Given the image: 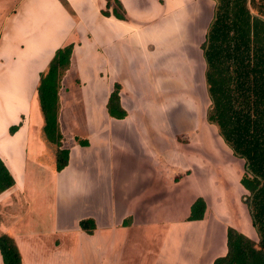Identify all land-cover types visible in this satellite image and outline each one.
Wrapping results in <instances>:
<instances>
[{
    "label": "crops",
    "instance_id": "1",
    "mask_svg": "<svg viewBox=\"0 0 264 264\" xmlns=\"http://www.w3.org/2000/svg\"><path fill=\"white\" fill-rule=\"evenodd\" d=\"M119 1L124 19L103 16L100 10L105 9V0H19L2 23L0 90H7L2 94L9 101L0 100V114L12 122H7L6 128L0 130V160L12 175L14 184L0 193V235L9 234L13 238L21 264H212L215 257L225 253V231L230 222L225 225L223 216L212 210L223 206L222 195L231 193L229 188L222 193L219 191L221 200H213L211 191L195 187L193 168H187L176 182L169 149L166 151L168 160L167 155H161L162 159L156 153H145L141 149L142 143H153L156 139L157 124L151 117L157 113L159 99L166 105L178 94L185 96L190 91L195 97L200 87V96H207L205 61L202 62V51L195 45L199 35H202L201 41L196 43L199 48L204 40L206 20L201 25L193 20L208 12L207 1ZM210 1L213 2L212 18L214 1ZM181 16L187 21L182 19L180 25L172 26L173 19L178 21ZM169 23L172 25L165 28ZM188 26L191 27L189 32ZM174 27L178 28L176 32ZM169 29L171 32L166 35ZM190 32L193 40L185 41L186 47L198 53L189 57L187 66L177 67L175 60H169L168 56L182 55L186 48L180 45L174 50L171 45L170 52L169 40L176 34L181 42L186 34L189 38ZM70 43L73 47L69 66L58 90L61 147L67 148L69 153L67 165L56 171L54 167L49 169L38 164L35 156L27 154L28 134L34 126L32 108L37 99L39 74L46 70L55 50ZM15 60L30 82L25 83L15 76ZM191 60H196L195 69L199 68V73L191 74L190 67L195 64ZM179 68H185V74L179 73ZM194 74L199 75L195 77L197 86L191 88L195 90L192 92L188 87ZM176 82H186V91L175 89ZM13 83L16 86L9 90ZM115 83L120 85L119 101L127 113L123 119L109 116L106 109ZM25 84L27 100L18 102L15 100L19 97L17 89ZM151 90L154 98L145 103L143 100L148 95L144 91L150 93ZM137 109L139 113L151 112L147 123L150 128L146 132L134 115ZM171 112L170 108L166 110V119L169 114L172 118ZM3 124L6 122L3 121L0 128ZM12 125L18 128L10 134ZM42 125L43 118L41 129ZM166 125L165 129L173 132L172 122L166 121ZM82 141L87 144L83 145ZM158 159L165 161V169L158 165ZM81 171H89L91 186L98 187L107 206L99 205L87 212L83 205H76L77 214L72 219H63L58 208L53 209V213L57 212L56 222L53 217L50 225L45 224L40 218V207L47 201L51 203L63 186L68 187L61 195L63 202L72 199L70 193L91 192L92 195L91 186H87L85 180L80 182L81 189L76 182ZM46 174L50 181L45 179ZM239 178L235 175L237 186ZM38 182L52 185V198L47 187ZM188 186L196 189L195 194L183 202L184 207L178 206L177 213L175 196ZM237 190L247 193L242 186ZM199 196L206 205L203 218L186 220L192 202ZM239 204L236 208L241 212L242 205L246 206ZM13 206L18 211L9 214L11 219L5 222L2 213ZM245 212V221H248L247 207ZM86 218L94 222L91 233L79 227V221ZM208 220L219 222V238L213 241L210 250L204 237ZM242 221L239 219L236 223L245 224ZM237 230L246 233L242 228ZM0 264H3L1 255Z\"/></svg>",
    "mask_w": 264,
    "mask_h": 264
},
{
    "label": "trees",
    "instance_id": "2",
    "mask_svg": "<svg viewBox=\"0 0 264 264\" xmlns=\"http://www.w3.org/2000/svg\"><path fill=\"white\" fill-rule=\"evenodd\" d=\"M213 1V15L200 44L209 100L205 120L216 127L232 155L242 160L239 184L247 192L243 203L257 241L227 226L225 253L215 257L212 264H264V0ZM105 2V9L100 10L103 16L125 18L119 0ZM72 47L70 43L55 50L46 70L39 74L36 88L43 137L54 147L56 171L68 162L69 151L61 147L58 90L60 71L69 66ZM119 90L120 85L115 83L106 109L109 116L123 119L127 113L120 105ZM17 128L18 125L10 126L9 133ZM13 184L12 175L0 160V193ZM205 209L204 199L197 197L186 220H201ZM79 227L91 233L94 222L91 218L81 219ZM0 255L3 264H21L9 234L0 235Z\"/></svg>",
    "mask_w": 264,
    "mask_h": 264
},
{
    "label": "rangeland",
    "instance_id": "3",
    "mask_svg": "<svg viewBox=\"0 0 264 264\" xmlns=\"http://www.w3.org/2000/svg\"><path fill=\"white\" fill-rule=\"evenodd\" d=\"M19 0H0V38L3 36V30L2 28V23L6 19V15L10 14L17 2ZM207 1V6L205 11V15H201L199 18L193 17L194 22L199 21V24L201 25L203 23V20H206V25L204 29L207 28L210 20H211V10H212V4L213 2L210 0ZM205 5V3H204ZM213 15V13H212ZM204 17V18H202ZM182 19L184 21H187V19L183 18L182 16L178 21H175L173 19V25L172 23H169L165 28L170 27L171 25L174 26L176 24H181ZM178 28L174 27L173 31H177ZM191 27H187L188 32L190 31ZM171 32V29H169L166 33V35H169ZM187 33V32H186ZM176 34L172 35L173 40L170 41V45L168 46V49L170 52L171 50V45L174 46V50L182 45L186 48V51H184V54L182 55H177V54H172L168 56L169 60H175L174 65L177 67H183L187 66L189 57L191 55H197V51L193 49H187V45L185 41L193 40V34L190 32L189 38L187 37V34L185 35V39L181 42L176 39ZM202 35H199L198 38H195L197 41L195 42L196 47L201 51V49L197 46L196 43L201 41ZM173 50V51H174ZM201 54V60L204 62V58ZM181 56V57H178ZM181 58V59H180ZM191 63H195L193 67H190L191 69V74L194 71V73H199L200 69L196 68V60H191ZM14 66H15V76L18 77L20 80L24 81L25 83L30 82L27 79V76L20 70L19 68V62L17 60L14 61ZM179 68V73L185 74V68L181 69ZM64 70L60 71V77L61 80L64 76ZM189 73V69H188ZM195 76L192 77V81L189 83L191 87L189 86L190 90L192 92H195V90L191 88H195L197 86V76L199 74H194ZM196 77V78H195ZM178 84V85H177ZM192 84H195L192 86ZM187 83L186 82H176L175 83V89L178 88H183L182 91L185 88L187 89ZM12 87L9 88V90H13V87L16 86L15 83L11 85ZM27 85L25 84L24 86L20 87V89H17L19 93L18 98L15 99L18 102L20 101H26L27 100ZM7 91V90H6ZM6 91L0 90V100L5 101L9 99L6 97V95H3L2 93H5ZM175 92H178L175 90ZM140 93V92H139ZM200 93L202 94V89L200 87V92L198 91V95L193 97L191 92H187V95L181 96L180 94L177 95V98H173L172 102H168V104L165 105L163 101L160 99L158 100L159 104L157 105V113L152 114L153 116L151 117L152 119L155 120V123L157 124V136L156 139H153V143H142L141 144V149L144 150L145 153L151 152V153H156L155 155L159 158L163 159V156L161 155H167L166 151L169 149L168 153L172 155L173 158V169L171 170L173 172V175L176 178V182L179 181L180 175L185 173L184 171L189 168L194 171H192V174L196 176V184L195 187L201 191H206L209 190L211 191V196L212 199L218 201V198L221 200L219 197V191L224 192L226 190V187L229 188L231 193L224 192L222 197H224L223 201V206H217L213 208L212 212L216 214H221L223 216V222L225 225H227L229 222L230 224L227 226H231L233 228H242L246 231L244 233L251 239L257 241V235L252 228L250 224V220L245 221V208L242 205L241 212L240 210H237L236 204L240 205L239 203H243L244 199V194L242 193V190L238 191L237 187H241L240 184L237 186L236 181H235V175L236 178L238 179L240 174L242 173V160L239 158H236L232 155L231 151L229 148L224 144L223 140L219 137L216 127L208 124L205 120V113L207 110V107L209 105V100L208 97L203 95L200 96ZM144 94L148 95L147 98H145L143 101L146 103L149 99L151 100L154 98L155 93L151 90L150 93L145 92ZM198 97V98H197ZM165 100V99H163ZM36 104V106H35ZM35 104L32 108V112L34 113L32 120H34L33 124L34 126L32 127L30 133L28 134V151L27 154L30 156H35L36 162L38 164H41L43 166H46L49 169H52L55 165V152H54V147L50 145L46 139L43 137V132L41 129V124H42V115L40 112V107L37 99L35 98ZM163 104L165 106H163ZM169 108L172 110V118L169 114V118L166 119V110H169ZM170 113V111H168ZM151 112L143 111L142 113L138 112L137 110H134V115H136V118L138 121L142 122V125L145 130H149V126L147 123H149V118ZM24 119V116L22 115V120ZM3 121L6 122V124L2 125V128L0 130L2 131L3 129L6 128L7 122H12L11 119L5 118L4 114H0V125L3 123ZM166 121L168 124L172 122L173 124V132L172 129L166 130ZM40 122V124H38ZM154 123V122H153ZM155 124V125H156ZM0 131V133H1ZM162 159H158V165L161 166L162 168L165 169L163 164L165 161ZM167 160H168V155H167ZM172 160V159H170ZM197 170H195V167ZM138 165V164H137ZM168 167L170 166V163H167ZM227 166V170H226ZM156 171H153L156 177ZM196 173V174H195ZM49 175V174H48ZM48 175H45V179L48 178ZM238 175V176H237ZM42 176L44 174L42 173ZM78 178L76 179V182L79 184L80 189L82 187V184L80 182L85 180V183L87 186L92 185V181L90 178L89 171H81L78 173ZM178 177V178H177ZM62 179V178H61ZM40 180V179H39ZM50 181V177L48 178ZM69 180V179H68ZM67 180V181H68ZM156 180V179H155ZM94 181H96L94 177ZM175 182V183H176ZM39 185L47 187L48 194L52 198V194L50 192L52 185L50 184H42L41 182H38ZM61 185H64L63 183H60ZM64 188H68L63 186ZM179 186H176L175 189H178ZM62 189L58 195L56 192V195L54 198H52V202L50 203L49 201L45 202V205H41L40 207V218L43 220V222L47 225L51 224V220L57 215L56 213H53V209L58 208V214L63 216V219H72L76 214V205H83V208L88 212L95 210L99 205L102 207L105 206L106 204V199L105 197L100 193H98V187L97 186H91V191L92 195L90 194L91 192H84L87 194H74L70 193L71 200L68 202H63L61 200V195L66 191V189ZM232 189V190H231ZM196 189H192L190 186L186 190H184L182 193L179 195L175 196V199L177 201V207H176V212L178 213L180 211L179 207H184L183 202H186L189 197H191L193 194H195ZM228 190V189H227ZM215 192L218 197H214ZM58 197V198H57ZM233 198V199H232ZM219 200V202H220ZM223 200V199H222ZM60 202V203H59ZM87 203V204H86ZM86 204V205H85ZM225 204V205H224ZM244 204V203H243ZM107 206V204H106ZM18 211L15 206L12 208H8L6 210V213H2V218L5 222H9L11 219V216L9 214H15ZM248 212V211H247ZM230 216V217H229ZM250 218V217H249ZM244 220L245 224H241L240 226L236 223L238 220ZM237 225V226H236ZM57 226V224H56ZM206 232L205 236L207 240V246L208 249H213V241L217 240L219 238V222H216L215 220L212 221H207L206 223ZM235 228V229H237ZM239 231V230H238ZM187 231L185 230V233ZM241 232V231H240ZM184 233V234H185ZM225 244V243H224ZM27 251H30V249H27ZM219 253H221V249H219Z\"/></svg>",
    "mask_w": 264,
    "mask_h": 264
}]
</instances>
